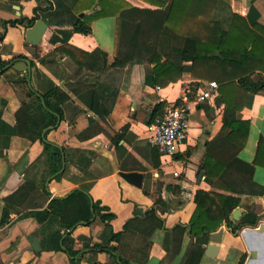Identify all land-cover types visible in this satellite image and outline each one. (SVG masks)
Wrapping results in <instances>:
<instances>
[{"label":"crops","instance_id":"obj_1","mask_svg":"<svg viewBox=\"0 0 264 264\" xmlns=\"http://www.w3.org/2000/svg\"><path fill=\"white\" fill-rule=\"evenodd\" d=\"M75 1V7L81 8L79 12H73L71 8V3ZM97 2L0 0V58L9 61L0 69H7L5 73H0V264H70L64 251L43 250L41 229L33 218L12 211L7 222L1 224L5 199L23 183H33L38 192H49L50 199L64 198L73 190L81 189L79 184L93 181L88 191L91 199L115 213L111 225L114 231H120L124 223L133 218L135 206L137 212L156 208L154 198L142 191L145 173L152 175L151 190L161 184L166 208L157 210L163 227L151 233L152 244L146 261L133 260L131 264H264V227L260 228L261 224L264 225V192L243 194L237 205L242 209L239 218L234 220L230 214V222L223 221L213 230L224 227L213 257L205 254L210 243L208 234L213 231L193 236L187 228L180 239L173 232L176 225L189 223L196 208L194 195L197 190L215 191L205 176H197L196 172L206 152V142L215 138L221 130L224 104L220 102L218 93L211 100L196 104L190 113L187 138L179 151L166 163L159 155V168L152 166L156 152L152 154L155 147L146 140V121L154 104L177 101L186 89L191 88V84L208 82L196 81L190 72L183 71L178 81L167 86L154 83L150 63L154 52L160 53L163 60L177 68L183 64L181 51L185 38L164 23L166 7L148 0H101L108 16L92 20L89 34L75 32L67 43L50 42L53 31L70 28L64 22L66 17L70 14L81 17L98 8ZM251 5L258 12L259 21L264 23V0L253 3L252 0H218L214 14L221 19H228L233 13L246 16ZM36 8L48 14L45 18L39 16L46 22L47 28L37 45L25 41V32L29 27L25 22L15 25L1 23L32 18ZM33 46L40 47L41 56L52 53L46 57L48 63L39 62L32 52ZM84 53H87L86 59ZM102 53H106L105 65ZM21 60L29 61V71L13 67ZM78 60L83 64L79 66L76 63ZM117 61L122 65H111L118 64ZM37 70L58 86V94L52 101L63 107L64 119L58 116V129H51L46 135L44 130L42 134L44 141L68 151L67 172L58 179L47 175L42 144L39 141L30 142L16 134L14 129L15 112L20 103L8 78L18 73L26 74L30 85L36 89ZM239 116L249 122V131L237 156L251 162L257 155L259 138L264 139V88L247 96ZM93 120L99 132L91 138L79 140L75 133ZM113 140H118L124 149L117 151ZM179 155L183 157L176 158ZM121 165L126 169H121ZM174 170L181 172L178 177L172 176ZM119 171L141 172L142 185L137 187L128 183ZM252 179L264 188L263 164L255 165ZM167 185L170 188L165 189ZM216 191L221 193V190ZM45 205L46 202L42 208ZM254 219L255 223L251 222ZM238 223L239 229L233 231V226ZM101 229L99 223L78 225L71 231V237L76 243L81 237H90L98 242ZM31 236L38 239L40 252L32 249ZM130 237L124 240L129 243V246L124 245L127 254L135 242ZM96 257L102 264L111 261L106 252H99ZM80 264L92 262L84 259Z\"/></svg>","mask_w":264,"mask_h":264},{"label":"trees","instance_id":"obj_2","mask_svg":"<svg viewBox=\"0 0 264 264\" xmlns=\"http://www.w3.org/2000/svg\"><path fill=\"white\" fill-rule=\"evenodd\" d=\"M148 1L165 6L167 12L164 23L185 38L181 51L183 63L181 68L163 60L158 52L152 54L150 63L154 83L167 86L170 82L178 81L181 73L187 71L196 81L214 80L218 85L217 93L220 102L224 104L221 130L215 138L206 142V152L196 172L197 176H205L215 191L197 190L194 195L196 208L189 223L178 224L173 229V232L179 235V239L187 228L189 234L202 236L215 230L223 221L230 222L229 216L239 204L243 194L258 195L264 192V188L258 186L252 179L255 165H264V139L259 138L257 155L251 162L237 156L249 131V122L241 120L239 112L249 94L259 93L264 88V23L259 21V14L252 5L246 16L233 13L230 18L221 19L214 14L218 0ZM255 1L252 0V3ZM75 3L76 1L71 3L73 12L81 11L79 6L75 7ZM97 3H99L98 8H94L93 11L81 17L75 14L66 17L64 22L69 24L70 28L53 31L50 42L64 44L75 32L89 34L92 20L108 16L101 6V0ZM39 16L45 18L48 14L39 12L36 8L32 18L1 21V23L9 22L15 25L25 22L30 27ZM32 52L40 63L45 64L48 63L46 57L52 54L41 56L39 46H33ZM84 55L86 59L87 53ZM102 57L105 65L106 53H102ZM117 62L118 64L111 65H122L121 62ZM8 63L9 61H3L0 58V69ZM76 63L79 66L83 64L79 60ZM6 70L3 69L0 73H5ZM36 74L38 78L36 89L30 85L26 74L18 73L8 78L20 103L15 112L14 129L16 134L27 138L30 142L39 141L42 144V151L46 155L47 175L58 179L67 172V163L70 158L68 151L64 147L44 141L42 134L44 130L46 135L51 129H58L56 125L58 116L61 120L64 119L63 107L52 101L58 94V86L39 70ZM190 86L189 97L198 85L195 83L194 86L192 84ZM177 102L180 103V100L178 99ZM165 104L166 101L155 103L146 122L151 123L160 116ZM98 132L96 121L93 120L86 128L76 132L75 136L79 140H84ZM113 142L117 151L124 149L119 145L118 140ZM152 150V154L156 152V160L152 161V166L159 168L160 153L155 148ZM62 154L66 166L63 171H60ZM182 157L183 155L176 156V158ZM86 159L89 160V158ZM139 167L144 170V167ZM121 169L126 168L121 165ZM151 176V173H145L142 191L145 195L154 198L156 208L137 212V206H135L133 218L125 222L120 231H114L111 225V221L116 217L115 213L111 212L107 206L100 205L91 199L88 191L93 181L79 184L81 189L73 190L64 198L50 199L49 192L43 190L38 192L37 187L27 181L5 199L1 224L7 222L12 211L21 213V216L33 218L41 229L40 239L43 250L64 251L70 264H80L84 259H88L92 264H102L96 257L99 252L110 255L111 261L108 264H131L133 260L143 263L148 257L152 244L151 233L163 227V220L157 215V210L162 211L166 208L161 196V184L151 190ZM168 188L170 185L165 187V189ZM216 190H221V193L219 194ZM35 191L36 193L32 194ZM20 196L22 197L18 198ZM44 202L46 205L42 208ZM251 222L255 223V219ZM96 223L102 226L98 242H94L90 237H81L78 244L71 237V231L76 226H91ZM232 229L233 231L239 229V223ZM129 235L135 242L127 254L124 251V245L129 246V243H125L124 240Z\"/></svg>","mask_w":264,"mask_h":264},{"label":"built area","instance_id":"obj_3","mask_svg":"<svg viewBox=\"0 0 264 264\" xmlns=\"http://www.w3.org/2000/svg\"><path fill=\"white\" fill-rule=\"evenodd\" d=\"M159 88L158 86H156ZM218 85L215 81H208L197 86L188 96L186 89L183 96L177 101L166 102L162 114L146 125V140L155 147L165 163L173 159L181 145L187 138L190 127V113L198 103H204L217 95ZM164 164V162H163ZM180 171L174 170L173 177H178Z\"/></svg>","mask_w":264,"mask_h":264},{"label":"water","instance_id":"obj_4","mask_svg":"<svg viewBox=\"0 0 264 264\" xmlns=\"http://www.w3.org/2000/svg\"><path fill=\"white\" fill-rule=\"evenodd\" d=\"M47 28V24L46 22L41 19L38 18L34 21V24L30 27H28L26 29L25 32V41L30 43V44H34L37 45L40 41L41 38L45 32ZM1 40V37H0ZM22 66V67H20ZM13 67L15 69L18 70H28L30 68V63L28 60H21V61H17L13 64ZM29 79V77H28ZM59 121V119H58ZM65 167V159H64V155L62 154V167L60 169V171H62ZM119 175L128 183H131L137 187H140L142 185V180H143V174L141 172H137V171H130V172H123V171H119ZM91 210L92 209V205H91ZM241 207L238 206L236 207L232 213H231V217L234 220H237L239 218V216L241 215ZM264 225L261 224L260 228L263 229ZM224 227H220L218 230L211 232L209 235V240L210 243L207 244L206 250H205V254L207 256L213 257L214 254L216 253L217 249H218V244L221 241V234L223 233ZM30 245L32 247V249L35 252H40L41 251V245L38 241V239L34 236L30 237Z\"/></svg>","mask_w":264,"mask_h":264}]
</instances>
